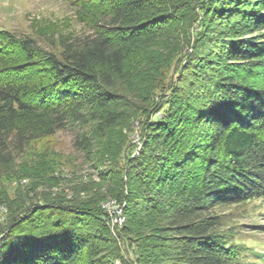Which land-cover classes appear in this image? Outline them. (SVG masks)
Listing matches in <instances>:
<instances>
[{"label": "trees", "instance_id": "1", "mask_svg": "<svg viewBox=\"0 0 264 264\" xmlns=\"http://www.w3.org/2000/svg\"><path fill=\"white\" fill-rule=\"evenodd\" d=\"M73 1L87 32L0 29V264H264L232 222L264 202V0ZM70 122L86 176L26 153Z\"/></svg>", "mask_w": 264, "mask_h": 264}, {"label": "rangeland", "instance_id": "2", "mask_svg": "<svg viewBox=\"0 0 264 264\" xmlns=\"http://www.w3.org/2000/svg\"><path fill=\"white\" fill-rule=\"evenodd\" d=\"M85 1L87 2V0ZM72 2L75 1L0 0V29L9 30L18 37L32 36L39 41L52 35L58 36L61 33L81 34L84 31L87 32V27L78 19ZM90 127L70 122L56 134L31 142L26 153L53 155L52 158L60 162L58 164L62 167V176L65 178H70L73 174L86 176L93 171L90 169V162L86 160L85 155L75 147V141L78 133H82ZM126 131L124 129V133L131 140L138 146L142 145L137 131ZM92 177L98 179L96 174ZM15 182L16 179H13L10 184L14 185ZM26 182L27 180L22 181L23 184ZM75 183L76 180L68 182L63 180L60 182V186L55 189L70 188ZM253 205L249 207L248 212H244V217L232 221L235 224L234 230L238 229L241 241L252 247L246 253V259L250 262H254L255 252H264V202H254ZM218 211L228 212L229 209L223 208ZM115 264H120V262L117 261Z\"/></svg>", "mask_w": 264, "mask_h": 264}, {"label": "built area", "instance_id": "3", "mask_svg": "<svg viewBox=\"0 0 264 264\" xmlns=\"http://www.w3.org/2000/svg\"><path fill=\"white\" fill-rule=\"evenodd\" d=\"M139 149L140 146H138L135 153H138ZM101 206L106 212L105 218L107 222L113 229L117 226H121L126 221L125 203L120 202L116 198H107L101 202ZM6 211L5 206H0V221L4 219Z\"/></svg>", "mask_w": 264, "mask_h": 264}]
</instances>
